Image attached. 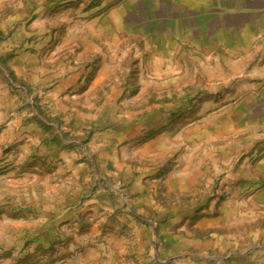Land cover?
Here are the masks:
<instances>
[{
    "label": "rangeland",
    "instance_id": "1",
    "mask_svg": "<svg viewBox=\"0 0 264 264\" xmlns=\"http://www.w3.org/2000/svg\"><path fill=\"white\" fill-rule=\"evenodd\" d=\"M101 4L0 0V70L23 27L45 67L89 71L66 111L29 90L28 155L0 143V264H264V62L104 30Z\"/></svg>",
    "mask_w": 264,
    "mask_h": 264
},
{
    "label": "crops",
    "instance_id": "2",
    "mask_svg": "<svg viewBox=\"0 0 264 264\" xmlns=\"http://www.w3.org/2000/svg\"><path fill=\"white\" fill-rule=\"evenodd\" d=\"M100 7H106L100 23L104 30L133 28L149 35L154 32L152 37L170 39L177 46L186 41L199 44L207 41L210 47H215L223 37L226 51L239 55V61L264 62V0H126L122 3L102 0ZM36 11L41 12L40 6ZM41 27L44 26L40 24L39 31ZM25 31L21 27L4 43L6 51L14 52L7 67L0 70V143L12 140L9 135L14 137L16 132L22 142V156L28 155L31 143L40 135L38 123L31 118L26 122V116L30 115L17 112L29 100L28 94H32L29 90L50 83L52 87L46 97L55 109L66 111L69 107L63 104L66 97L62 95L76 92L83 75L89 72L75 67L69 70L45 67L39 51L42 42L28 51L19 49ZM103 67L97 78L103 76ZM95 246L83 247L81 262L86 263L90 253L98 252L100 247Z\"/></svg>",
    "mask_w": 264,
    "mask_h": 264
}]
</instances>
